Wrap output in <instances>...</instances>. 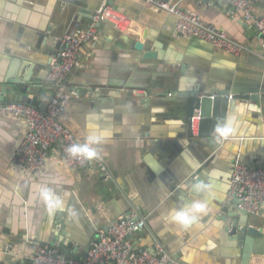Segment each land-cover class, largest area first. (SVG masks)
Instances as JSON below:
<instances>
[{
	"label": "crops",
	"instance_id": "obj_1",
	"mask_svg": "<svg viewBox=\"0 0 264 264\" xmlns=\"http://www.w3.org/2000/svg\"><path fill=\"white\" fill-rule=\"evenodd\" d=\"M103 1L130 17L129 31L93 23ZM163 1L199 15L247 50L231 55L182 36L172 13L142 0H0L1 106L23 102L45 109V74L58 39L95 28L66 78L73 95L60 117L94 153L85 166L67 167L52 146L37 171H20L11 158L24 120L0 113V264H26L35 241L56 246L62 240L73 247H65L69 255L84 257L93 229L119 214L145 220L129 238L135 249L154 252L159 244L176 264H243L239 228L232 225L238 215H228L233 207L225 198L235 161L264 166V50L253 26L220 0ZM252 11L264 15V3ZM147 50L155 57L144 59ZM7 80L15 82L12 93ZM198 87L257 99H231L212 136L199 137L188 126L181 97ZM101 163L109 179L98 173ZM193 203L204 206L191 213L193 222L173 219ZM248 214L247 225L261 233L264 246V204L260 213ZM249 264H262V255Z\"/></svg>",
	"mask_w": 264,
	"mask_h": 264
},
{
	"label": "built area",
	"instance_id": "obj_2",
	"mask_svg": "<svg viewBox=\"0 0 264 264\" xmlns=\"http://www.w3.org/2000/svg\"><path fill=\"white\" fill-rule=\"evenodd\" d=\"M152 3L158 9L175 16V31L187 37H196L209 43L214 49L231 55H239L247 47L231 38L225 31L206 23L196 14L188 13L176 4L163 0H142ZM249 22L257 33L261 49L264 50V15H255L253 4L264 0H221ZM93 23H110L113 27L129 31L130 17L118 7L103 1L92 16ZM95 33L94 26L77 34H64L58 39V47L49 57V67L44 84L50 89L45 109L29 103L10 102L0 104V113L22 117L25 130L15 147L11 161L25 173L37 171L44 165L48 150L58 148L61 161L69 168L85 166L90 159L78 137L65 127L60 117L68 112L71 96L67 76L77 65L80 46L90 41ZM230 98V95L228 96ZM191 130L198 129L199 115L190 118ZM72 149H75L73 151ZM98 173L102 179H109L110 173L104 163L99 164ZM225 201L235 209L258 214L264 204V166H247L235 161L228 178ZM145 227L144 218L136 215L119 214L93 229L84 257L66 255L55 245L32 243L31 256L26 264H176L173 257L159 244L155 251L133 248L130 235ZM11 245L5 247L8 250Z\"/></svg>",
	"mask_w": 264,
	"mask_h": 264
},
{
	"label": "water",
	"instance_id": "obj_3",
	"mask_svg": "<svg viewBox=\"0 0 264 264\" xmlns=\"http://www.w3.org/2000/svg\"><path fill=\"white\" fill-rule=\"evenodd\" d=\"M108 3L111 4V1H108ZM219 3H223V2L220 1ZM101 23L102 22H98L97 25H100ZM135 47L138 50L143 49V45L139 41L135 43ZM142 56L144 59H148L155 57V53L150 50H147L143 52ZM13 84H15L14 81L7 80V85L5 86V89L8 88L10 93L15 91L13 88ZM25 91H28L27 87L22 86L19 88V92L21 94H25ZM229 95L230 93L227 90H219L208 87H198L189 90L185 94L181 95V97H183L182 101H184L187 110L189 128L191 127L190 118L193 116L195 112H197V114L199 115L198 136L210 137L217 128L219 121L224 119L225 116L227 115V111L229 110L231 99H235V98L253 99V97L257 96V95L249 96L244 94V95H230V98H228ZM254 99H257V97H255ZM24 100L25 102H30L31 98L26 97ZM3 102H4L3 97H0V103ZM192 183H194L195 186H198L200 183L199 178L194 179ZM230 209L232 211H230L231 214L228 215L231 216L238 215L236 219H233L232 225L238 226L239 229L232 228L231 233H235L237 229L239 230L240 235H238V239L241 240L240 244L242 245V251H243L242 252L243 264H249L252 256H260V255H262V264H264V246L262 245L263 244L262 241L259 240V238L262 237L261 233L258 230H256L254 227H250L249 225H247L249 214L245 210L235 209V208H230ZM240 216H243L244 220L242 223L239 222L238 224V221H240ZM130 236L128 238H130ZM56 247L60 252H63L66 255H69L70 251L68 249H65V247L69 249L73 248L71 244L63 243L62 240L59 241ZM71 256H73V254H71Z\"/></svg>",
	"mask_w": 264,
	"mask_h": 264
},
{
	"label": "clouds",
	"instance_id": "obj_4",
	"mask_svg": "<svg viewBox=\"0 0 264 264\" xmlns=\"http://www.w3.org/2000/svg\"><path fill=\"white\" fill-rule=\"evenodd\" d=\"M72 150L75 151V149H72ZM85 151H87V149H85ZM88 154L91 156L94 153L89 151ZM203 208L204 206L202 204L193 203L191 204L187 212H184V211L176 212L175 215L173 216V219L184 225L190 224L195 219V216L192 215L191 213L203 211Z\"/></svg>",
	"mask_w": 264,
	"mask_h": 264
},
{
	"label": "rangeland",
	"instance_id": "obj_5",
	"mask_svg": "<svg viewBox=\"0 0 264 264\" xmlns=\"http://www.w3.org/2000/svg\"><path fill=\"white\" fill-rule=\"evenodd\" d=\"M221 1V0H220ZM221 2H223V1H221ZM224 3V2H223Z\"/></svg>",
	"mask_w": 264,
	"mask_h": 264
}]
</instances>
